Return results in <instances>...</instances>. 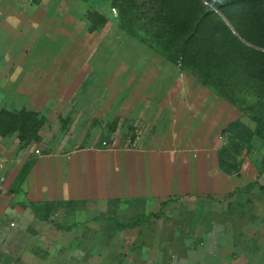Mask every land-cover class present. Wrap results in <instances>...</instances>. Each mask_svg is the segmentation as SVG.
Masks as SVG:
<instances>
[{"label":"rangeland","instance_id":"1","mask_svg":"<svg viewBox=\"0 0 264 264\" xmlns=\"http://www.w3.org/2000/svg\"><path fill=\"white\" fill-rule=\"evenodd\" d=\"M161 1L0 0V113L8 111L0 116L6 146L0 149V264H264V138L255 134L244 142L236 133L222 134L237 119L253 131L258 128L255 112L248 108L256 100L254 91L229 100L203 86L192 70L151 48L156 43L151 31L163 21L156 7L169 16ZM201 1L206 11H214L204 17L202 36L211 32L222 38L221 17L231 29L229 19L248 37L264 40V0L229 4L223 11ZM179 3L195 6L192 0ZM90 13L97 15L89 19ZM159 71L151 88L157 91L156 101L182 76L186 97L170 95L178 107V145L169 147L177 156L173 174L193 176L196 186L182 189L189 194L169 193L161 208L149 197L51 204L44 208L48 221L70 225L76 219L81 236L53 237L51 224L35 222L31 229L39 231L25 229L26 237L20 239L15 231L21 217L4 211L5 205L24 198L23 193L10 196L20 191L14 183L10 189L14 153L21 145H33L37 156L91 141L108 148L139 147L136 138L149 134L151 121L126 118L125 107L149 85L144 74ZM127 73H133V82L119 80ZM23 108L41 119L34 135H19ZM169 118L165 111L159 129ZM225 150L234 168L220 165L219 154L225 156ZM254 182L248 192L236 193ZM79 210L87 212L75 218ZM138 219L140 226L134 229L119 227Z\"/></svg>","mask_w":264,"mask_h":264},{"label":"crops","instance_id":"2","mask_svg":"<svg viewBox=\"0 0 264 264\" xmlns=\"http://www.w3.org/2000/svg\"><path fill=\"white\" fill-rule=\"evenodd\" d=\"M132 75L133 73H127L123 79L119 80L133 82L135 79ZM160 75V71L151 75L146 72L144 77L149 85L144 86L142 91L133 94L132 99L127 102V107H125L126 118L139 121L145 118L151 121L150 128L146 127L147 130H150L149 134L146 135L144 131L142 134L139 133L136 138L139 147L108 148L107 146H98L91 141L85 146L66 150L61 145L62 148L58 151L41 153L37 156L32 154L34 150H32L33 145L31 144L19 148L14 153V163H12L14 167L10 173H13V178L11 179L12 184L9 186L11 189L14 183L16 186L14 189L20 187V191H14L10 196L23 193L24 198L19 197L21 200L16 204L5 205L4 211L8 208V212L12 210L17 214V218L21 217V221L16 224L19 229L16 228L18 230L15 231L20 239L26 237L25 229L31 233L39 231L31 229L35 222L51 224L50 231L53 237L65 233L80 234L81 236V233H78L81 224H77L76 219L70 225L62 221H48L50 218L47 217L44 208H48L51 204L61 205L73 201L97 204L114 199L126 202L136 198L149 197L154 204L158 202L157 204L161 208L162 203L165 202L164 198L169 193L179 192L187 187L192 189L193 186H196L193 176L186 179L182 174H173L177 156L176 152L173 154V150L169 147L172 142H174L173 147L178 145L176 134L179 122L178 107L171 103L170 95H173L175 99L185 96L186 91L183 92L180 88L182 76L160 101H156L157 91L155 89L152 91L151 88ZM183 100L185 101V99ZM165 111L170 114V118L168 123L165 126L161 125L159 129L158 123H161ZM172 134L175 136L169 137ZM4 138L3 135H0L1 150L3 147L6 148ZM1 172L2 168H0ZM207 174L210 176V171ZM189 192L186 189L182 191V193L188 194ZM15 207H19L17 209L20 210ZM85 212L87 211L79 210L74 216L78 218L80 214L81 216L85 215ZM0 222L2 221L0 220ZM56 224L61 228H58ZM7 232L10 233L9 228ZM1 233L0 229V235Z\"/></svg>","mask_w":264,"mask_h":264},{"label":"trees","instance_id":"3","mask_svg":"<svg viewBox=\"0 0 264 264\" xmlns=\"http://www.w3.org/2000/svg\"><path fill=\"white\" fill-rule=\"evenodd\" d=\"M179 1L186 2L187 0L161 1V4H163L162 10L168 12V18L164 17L161 10L156 7L155 13H160L163 21L160 26L152 29L151 34L148 32L156 41L150 47L160 53L164 52L175 63H181L192 70L199 76L204 85L212 87L229 100H240L242 99L239 97L240 93H249L252 89L256 100L249 104L248 108L255 112L253 119L257 122L258 128L253 131L251 127L238 119L229 123L222 130V134L236 133L238 134L236 137L244 142L255 134L264 138V40L256 41L248 37L244 31H241L233 23L232 19L228 18L233 26L231 29L221 17H219V21L223 27H219V29L221 28L224 32L222 38L211 32L210 35L206 34L203 37L204 17L208 13L214 14V11H206L205 3L201 0H192L195 3L194 7L179 3ZM205 1L214 3L218 9L223 11L229 4L242 2L247 5L256 0H250L249 3L244 0H230L225 4H217L214 0ZM93 15L97 14L90 13L89 19ZM99 19H103L101 15H99ZM261 19L259 17L258 21H261ZM7 112L2 111L0 116ZM18 117L19 125L17 129L19 135L21 134L22 137H24L23 134L31 136L39 131L38 127L41 125V119L35 111L28 112L27 109L23 108L18 113ZM36 123L38 124L37 128H32V125ZM1 129L0 127V134H4ZM21 140L22 142L26 141L25 139ZM23 147L21 145L20 148ZM225 151V156H222L223 152L219 154L220 165L234 168L235 165L228 161V158L232 159L229 151ZM254 184L255 182L250 183L243 189H237L236 193L248 192ZM260 189L264 192V185H261ZM165 205V202L162 203V207H165ZM140 223L141 221L138 219L123 223L119 227L121 229H131L140 226ZM56 225L61 228L60 225Z\"/></svg>","mask_w":264,"mask_h":264}]
</instances>
